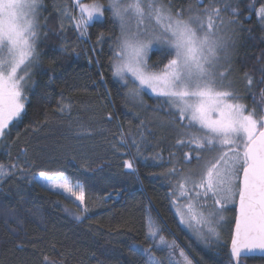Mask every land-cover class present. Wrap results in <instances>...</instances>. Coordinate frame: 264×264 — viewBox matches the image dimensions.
Instances as JSON below:
<instances>
[{
    "label": "trees",
    "instance_id": "1",
    "mask_svg": "<svg viewBox=\"0 0 264 264\" xmlns=\"http://www.w3.org/2000/svg\"><path fill=\"white\" fill-rule=\"evenodd\" d=\"M100 2L104 18L89 24L87 37L81 38L74 26V0H43L46 7L40 11V23L46 21L47 27L40 29L41 66L32 68V86L25 89V113L19 123L14 120L9 125L6 143L0 140V164L26 167L19 158L22 149L27 150L32 164L27 172L17 168L0 180V264H46V258L52 264H146L144 257L130 249L133 243L151 248L167 264V252L147 239L149 217L160 229L158 236L170 243L175 240L176 255L183 249L195 264H230L236 205H228L220 243L205 245L181 223L172 195L180 177L170 170L176 168L178 174L188 176L192 172L186 170L197 162H185L184 153L192 149L176 144L177 132L168 110L152 111L157 100L147 92L142 93L146 109L134 107L126 99L127 88L113 78L109 60L119 29L108 0ZM191 2L195 4V0ZM172 3L186 7L189 0ZM232 3L243 28L250 31L237 28L232 35L231 80L242 97L239 102L252 108L256 105L244 89L243 74L249 72L254 82L260 78L264 26L250 8H258L264 0ZM216 6L220 7L218 0ZM221 15L225 22L231 16L222 8ZM101 33L104 39L98 42ZM62 45L80 55L60 54L57 50ZM168 58L152 51L149 64L166 63ZM61 103L70 104L71 111H60ZM86 131L91 135H76ZM121 132L129 141L127 148L117 143ZM141 133L145 139L142 156L137 157L130 137L140 141ZM128 159H133L136 174L123 167ZM39 172L80 178L85 183L88 212L78 211L77 203L65 195L30 182L31 173ZM77 216L82 218L77 220ZM241 264H264V258H242Z\"/></svg>",
    "mask_w": 264,
    "mask_h": 264
},
{
    "label": "snow or ice",
    "instance_id": "2",
    "mask_svg": "<svg viewBox=\"0 0 264 264\" xmlns=\"http://www.w3.org/2000/svg\"><path fill=\"white\" fill-rule=\"evenodd\" d=\"M218 2L220 7L216 6L217 0H207V3L195 0V4L189 0L186 7H181L172 0L167 3L165 0H108V9L119 29V35L112 40L109 65L113 78L127 88L126 99L143 110L147 106L142 93L150 92L157 100L152 111L166 108L173 117L176 144L192 149L184 153V159L186 163L195 159L198 172L184 176L176 168L170 170L171 175L180 177L172 195L176 197L173 203L181 223L192 229L199 241L209 245L219 241L217 228L224 220L223 210L228 205H237L230 264H241L242 256L264 258V63L258 69L260 78L255 82L249 72L243 74L244 89L251 93L256 105L248 108L239 102L242 97L228 78L230 66L221 70L223 65L218 53L223 52L224 60L230 65L229 47H234L235 41L224 38V29L229 28L233 33L237 28L250 30L243 28L232 0ZM77 5L81 15L74 26L80 30V37L86 38L89 22L103 17L105 8L100 0H92L90 4H80L77 0ZM44 7L43 0H0V140L5 143L9 125L14 120L19 123L25 113L28 102L25 89L32 86L29 70L41 66L38 43L40 29L47 27L46 21L43 25L40 23V11ZM221 8L231 14L227 22ZM250 11L255 12L264 26V3ZM103 39L101 33L97 40ZM57 51L63 55H80L74 48L70 53L66 45ZM150 51L171 58L166 63L158 60L149 64ZM60 111L70 112L71 105L61 103ZM132 114L138 116L139 112ZM140 124L143 126L144 121ZM76 135L90 136L91 132ZM130 139L136 156H142L143 133L140 141L135 137ZM117 143L124 148L130 146L123 132ZM27 157V150L22 149L19 158L24 159L26 167L0 164V180L17 168L22 172L30 170L32 164ZM123 167L130 174H136L133 159L125 160ZM33 181L56 190L66 199L74 198L77 210L88 212L84 205L85 183L80 178L62 172H39L31 173L30 182ZM188 184L191 188L186 187ZM181 199L186 203H178ZM147 225V239L159 240L155 246L167 252V264H193L183 249L179 251L182 260H173L175 240L169 243L163 235L158 236L160 229L151 217ZM129 247L144 257L146 264H165L151 248L134 243ZM46 264L52 262L46 258Z\"/></svg>",
    "mask_w": 264,
    "mask_h": 264
},
{
    "label": "rangeland",
    "instance_id": "3",
    "mask_svg": "<svg viewBox=\"0 0 264 264\" xmlns=\"http://www.w3.org/2000/svg\"><path fill=\"white\" fill-rule=\"evenodd\" d=\"M74 3H75V10L77 11V16H76V20H78L79 18H80V11H79V7H78V5H77V0H74ZM79 3L80 4H90L91 2H86L85 0H79ZM101 3V2H100ZM104 18V15H103V17H100V18H94L92 21H90L89 22V24H91V23H93L94 21H97V20H102ZM222 35L224 36V38L225 39H228V37H231V39L233 40V38H232V35H233V32H231L230 30H229V28H225L224 29V31H223V33H222ZM151 52L152 51H150L149 52V54H148V62H149V57H150V54H151ZM218 55L221 57V63H222V65H223V67L221 68V70L223 71V70H225V69H227V68H229V63L228 62H226L225 60H224V53L223 52H220V53H218ZM231 56H232V47L230 46L229 47V58H230V60H231ZM30 71V73L32 72V68L29 70ZM234 73V71L231 69V71L229 72V79L231 80V79H233L232 78V74ZM147 92V91H146ZM148 94H150V95H152L150 92H147ZM204 155H207V154H204ZM187 172H192V173H196V172H198L199 171V168H198V166L197 165H191V167L189 168V169H187L186 170ZM189 188H191V186H188ZM56 191V190H55ZM73 201H74V198L72 199ZM77 203V202H76ZM186 203V201H184V200H182V202L180 203L181 205H183V204H185ZM209 203H210V201H209ZM230 206V205H229ZM229 206L226 208V209H224L223 210V216H224V220L222 221V223H221V225L217 228V230H218V232H219V241L218 242H216V243H220L221 242V240H222V235L224 234V228H225V219L227 218V215H228V208H229ZM175 210H176V208H175ZM178 214V213H177ZM205 216L207 215V212L205 211ZM179 216V215H178ZM183 224V223H182ZM186 228H187V226L185 225V224H183ZM155 226L156 227H158V225L155 223ZM159 228V227H158ZM190 232H191V234L192 235H194L195 237H196V235L194 234V232H193V230L192 229H189V228H187ZM197 238V237H196ZM159 243V240L157 239L156 240V244H158ZM170 243V242H169ZM173 250H176L175 248L173 249ZM180 251V250H179ZM179 251H178V254L176 255L175 253L173 254V257H172V259L173 260H175V261H180V260H182V258L179 256ZM184 251V250H183ZM185 254L187 255V253L185 252ZM188 256V255H187ZM189 257V256H188ZM190 258V257H189ZM193 264H195L194 262H193Z\"/></svg>",
    "mask_w": 264,
    "mask_h": 264
},
{
    "label": "water",
    "instance_id": "4",
    "mask_svg": "<svg viewBox=\"0 0 264 264\" xmlns=\"http://www.w3.org/2000/svg\"><path fill=\"white\" fill-rule=\"evenodd\" d=\"M237 215H238V210H237V205H236V217H237ZM234 229H235V223H234L232 238H233V235H234ZM232 238H231V240H232ZM230 250H231V242H230ZM249 257H259V256H249ZM249 257L242 256L241 259L242 258H249ZM259 258H261V257H259Z\"/></svg>",
    "mask_w": 264,
    "mask_h": 264
}]
</instances>
